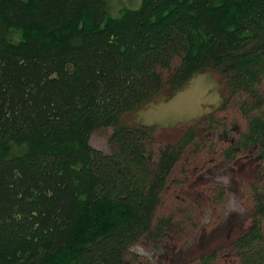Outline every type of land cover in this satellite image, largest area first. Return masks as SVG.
<instances>
[{
    "label": "trees",
    "instance_id": "obj_1",
    "mask_svg": "<svg viewBox=\"0 0 264 264\" xmlns=\"http://www.w3.org/2000/svg\"><path fill=\"white\" fill-rule=\"evenodd\" d=\"M206 71L244 129L210 115L158 145L156 126L122 122ZM110 126V149L92 146ZM217 152L231 180L213 176L211 204L240 190L254 211L248 226L227 211L211 233L230 239L197 264L223 250L264 264V0H142L120 15L107 0H0V264H145L138 247L184 232L159 213L183 182L175 166Z\"/></svg>",
    "mask_w": 264,
    "mask_h": 264
},
{
    "label": "rangeland",
    "instance_id": "obj_2",
    "mask_svg": "<svg viewBox=\"0 0 264 264\" xmlns=\"http://www.w3.org/2000/svg\"><path fill=\"white\" fill-rule=\"evenodd\" d=\"M109 11L112 15H120L123 8H138L142 0H107ZM228 100L226 107H222L223 96L219 76L215 72L206 71L198 73L184 88L178 90L169 98H161L146 108L134 113H126L122 116V122L126 125H154L158 129L159 144L176 140L187 125L193 124L196 128L203 125L205 117L215 115L227 117L230 124L240 125L245 128V120L234 100ZM233 122V123H232ZM114 127H102L93 132L91 144L95 148L110 149L109 138ZM232 134V135H231ZM230 137L235 133L231 132ZM199 139H206L204 133H199ZM219 139V138H218ZM215 141L216 151L226 147L227 142ZM215 155H201L198 160H185L179 162L172 172L173 177L182 180L181 184H172L168 194L159 208V213L164 215L175 214L176 220L184 221V232L175 235L172 240L165 241L161 248H155L153 244H145L137 249L142 254L145 264H197L199 256L209 249H221V246L230 239V233H211L217 223L225 217L227 211H237L241 222L249 225L254 211V203L246 193L239 191L230 195L228 203H218L213 206L214 194L210 195L209 189L215 185L213 176H217L223 184H229L231 176L223 174L224 168H218L219 158ZM239 164H246L244 157L237 158ZM239 164L233 165L236 169ZM184 165V167H183ZM186 169V171H185ZM210 170V173L198 180L197 175ZM242 169V174L246 175ZM185 172V173H184ZM188 177V178H187ZM236 183L244 187L248 178H241V172L236 175ZM182 191V192H181ZM194 193L193 198H188L184 192ZM203 191L202 194H200ZM188 198L187 200L185 198ZM186 210V212H182ZM165 244V247H164ZM227 251V250H226ZM221 252L216 264H240L236 255L231 251Z\"/></svg>",
    "mask_w": 264,
    "mask_h": 264
}]
</instances>
